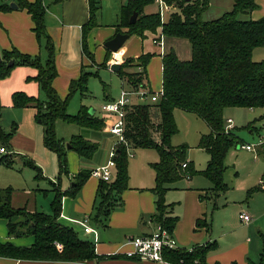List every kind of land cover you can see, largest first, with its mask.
<instances>
[{
  "label": "trees",
  "instance_id": "1",
  "mask_svg": "<svg viewBox=\"0 0 264 264\" xmlns=\"http://www.w3.org/2000/svg\"><path fill=\"white\" fill-rule=\"evenodd\" d=\"M6 1H9L6 2ZM153 0H127L120 8L119 23L116 31L125 28L130 35L143 37L145 31L155 32L158 25L162 33L175 37L186 38L191 46V57L181 60L173 50L161 57L162 64V95L156 102H135L124 107L123 142L115 149L113 177L109 182L99 181L97 197L99 203L91 220L103 222L115 206L120 205V195L128 187V152L129 148H151L158 153V160L151 163L154 171L155 184L151 191L155 195L156 212L153 218L157 223L172 232L176 217L167 216L165 192L168 185L183 178L201 174L212 186L206 190L207 196L217 197L229 190L224 181L226 170L225 157L228 150L239 144L238 137L231 130L225 131L224 110L228 107L264 108V60L254 61V48L264 46V17L254 19H238L239 13L250 14L258 7L255 0H233L232 8L212 20H203L202 13L208 8L209 0H165L174 4L178 11L171 13L167 21L160 22L158 13H145L144 7ZM10 3L26 10L32 21V31L38 44L45 40L47 53L42 63L39 55L20 52L16 47L0 50V78L9 75L15 65H30L36 74L27 80H34L45 98L29 96L21 91L12 94V106L36 108V117L42 126L43 144L56 153L59 174L67 173L66 144L58 138L55 123L62 120L82 128L101 131L106 124L102 117L90 114L87 107L82 106L77 114L70 115L66 107L70 97L80 91L88 93L86 81L88 74L81 71L77 78L68 83L67 94L62 99L53 87L57 76L55 66V47L44 24L45 7L42 0H0V10H10ZM88 19L81 26V46L84 54L94 61L87 50L86 39L92 28L98 25L96 17L100 9V0H87ZM133 12L137 16L134 23L129 24ZM106 54L102 65L109 59ZM152 54L143 53L136 59L127 58L120 63L117 74L125 80L129 87H146L150 92L145 65ZM12 61L11 65H8ZM127 68H133L128 70ZM179 108L195 114L209 127V133L201 137L199 146L208 153V161L204 169L197 171L191 161L186 159V146H172L170 139L177 132L174 109ZM2 105L0 103V117ZM253 122L246 125L250 132L256 130ZM0 146L7 147L8 134L0 125ZM70 148L78 156L90 158L97 149V144L90 142L81 135H72L68 142ZM186 167H182L183 162ZM11 153L0 154V165L13 167ZM23 164L32 167L37 179H41L40 167L33 160L24 159ZM90 176V170L79 171L71 186L61 191L56 183L52 190L51 213L29 211L24 207L11 204L12 188H0V219L6 221L8 235L15 237L33 236L29 246H17L10 242H0V256L28 260L52 261H90L96 258L94 243L81 238L72 226L58 221L61 212V199L64 195L75 196ZM264 176V173H263ZM255 186L248 193L258 191ZM205 195V196H206ZM203 199V196H201ZM204 223L201 219L196 224ZM262 249L257 263L264 264V233H261ZM56 243L61 244L57 249ZM214 243L194 246L191 249H169L163 252L167 262L176 264H207L206 255ZM235 264V263H230Z\"/></svg>",
  "mask_w": 264,
  "mask_h": 264
},
{
  "label": "crops",
  "instance_id": "2",
  "mask_svg": "<svg viewBox=\"0 0 264 264\" xmlns=\"http://www.w3.org/2000/svg\"><path fill=\"white\" fill-rule=\"evenodd\" d=\"M29 1H33V0H29ZM101 2L103 3L105 1L100 0V8H101ZM107 2H108L107 4H109L112 9L114 8V10L117 11L116 12L117 22L115 24H111L110 27L105 29H103L104 25L102 26L100 23L97 22L98 25L92 28L91 31L88 33V38L86 42L87 45L89 42L92 43L98 42V46L99 47L102 46L104 48L105 54H106V48L103 46V43L106 40L112 38L114 34L117 32L116 31L117 24L120 21L119 20L120 8L123 4L127 2V0H109ZM255 2L257 3L258 7L253 11H251L249 14L250 18L254 20L264 17V0H255ZM42 3L45 7L44 24L46 26L47 32L50 34L52 38L55 47L54 61L58 74L52 82L53 87L57 90L55 86V82H57V80L60 78L59 75H61V73H64L65 77L62 79L61 84L64 85L65 87L64 89H66L67 91L69 81L71 79L77 78L81 73V71L83 70V68L80 69V65L83 64L81 63L82 56L85 55L84 52L82 51V46H81V26L88 19L87 0H42ZM214 5L215 4L213 0H209L208 8L213 7ZM225 5H227V7L231 5L232 8L233 0L230 4H227V0H222V2L217 4V6L219 7H224ZM149 7L150 5L144 7L145 13L155 11V9L150 10ZM257 10H260L261 12L256 14L255 12ZM223 13L224 12H222V14ZM222 14H219V16H221ZM0 21L4 26L3 30H5L6 32L4 34L7 35L6 37L3 34V31L2 33H0V50L9 49L11 46H14L23 53H28L33 55L39 53L40 44H38L35 34L31 29L32 21L30 15L26 12V10L20 9L18 7L11 8L10 10H0ZM121 32H126V29L121 28ZM134 35L135 34L130 35L129 38H132V36ZM137 38L141 40L142 46L138 49H133L131 51H129L130 48L125 47V49H123V57L124 60L127 58L136 59L139 55L143 53L152 54L149 61L145 65L146 77L148 79V86L151 91L153 90L150 84L149 73L152 75L153 71L155 75H157V72L160 75V87L158 90L162 88L161 57L164 53L168 52L169 49H172L179 59L181 60L190 59L188 58V56H182L185 59L181 58V55L184 54L185 50L188 53V55H190L189 53H191V46L189 41L181 37L179 38L170 37V39H168L169 36L161 34V28L157 29L155 32L145 31L143 37L137 36ZM145 40L146 42L150 41L148 42L149 44L147 45L146 48L144 47ZM159 40H161V44H159L160 43L158 42ZM126 41L124 42L123 46L125 45ZM110 59H111V54H109V59L107 62H109ZM88 60L90 62V66L94 64V61H91L89 58ZM156 63L158 64L157 68L155 67ZM108 65H109L108 67L110 68L111 64ZM148 67H149V72H148ZM22 73H23V77L25 76L24 77L25 81L29 83L30 87L27 86L21 89L27 92L28 93L27 95L29 96L39 95L38 84L35 81L26 80L27 76L32 77L36 74V69L35 68L22 69ZM133 99L135 98H132V100ZM105 100L108 101L113 99L112 98L109 99V96L107 94H104V101ZM133 102L134 103L137 102L136 99L133 100ZM11 104H12V100H11ZM26 108H33V107L27 106ZM233 108H237V107L225 108L224 113L227 112V109L229 110ZM249 109H252L253 111V109L255 108H249ZM263 114L264 112L260 113L259 117L260 118L263 117ZM104 116H106V114L103 113V117ZM112 117L114 116H109L108 117L109 120L112 121L113 120ZM111 121H109V123ZM64 123L63 124L61 123L62 124L61 129L64 131L62 132L64 135L62 134L61 136H57V137L63 139L65 144H67L69 138L72 135L83 136L82 134L83 131L85 132V130H87V128L83 129L82 127H79L78 125L75 124L66 123L68 125H65ZM66 126L72 127L71 132L70 131L66 132ZM77 127L83 130L77 133L78 129H75ZM233 127L234 126L232 120V129ZM253 127H255L256 130L258 129L254 124ZM15 130L16 128H14L12 131ZM91 131H95V130H91ZM249 133L251 132L249 131ZM34 142H35V146H38L39 149H42V146L44 147V145L42 144L43 136L42 134H40V132H38V130ZM70 151H74V150H72L71 148L69 149L66 148V158L69 159L72 158V163L69 160V164L73 168L69 169L68 164L66 163L67 175H65V177L63 176V178L59 180V182L57 183H56L57 179L55 180L54 177L55 174L47 175L45 166L44 165L41 166V164L37 160H33L34 163L37 164V166L39 165V167H41L40 168L41 175L43 176L41 179L44 180L48 179L49 180L48 183L51 186H53L51 182L56 183V185L60 188L61 191H65L71 186L75 175L79 171L86 170L83 168L85 167V162L87 159L91 158V157L90 158L83 157L84 160H82L81 159L82 157L78 156L77 154L78 159H76L75 156L70 153ZM259 155H264V152L259 151L257 157ZM113 171L114 169L112 170V172ZM49 178L52 180H50ZM261 178H264V176H261L260 173L256 174L250 180L249 182L250 185L255 183L256 181L257 183H259V180ZM129 179H133L131 173H130V177H128V180ZM149 182L150 180H147L146 183H142L138 185L133 183L128 184V187L121 192L120 205L112 208L109 212L108 217L102 223L95 222L94 220L90 219V216L91 217L94 216L96 211V206L99 203V198L97 197V187L99 184V180H97L95 177L92 176L88 177L75 196H69V195L62 196L61 212L58 217V221L62 224L74 227L79 237L93 242L94 240L93 233L85 234L83 233L82 228L79 225L71 222V219L79 220L85 217L87 218L89 217L88 224L94 230H96V234H97V240L95 242V253L97 255L96 258L90 261H52V260L15 259L11 257L0 256V264H176L167 261L157 262L150 260H139V259L126 257L123 254L113 253L114 251L123 252L130 249L128 245H123L127 237L148 235L154 230L155 225L157 223L153 218V215L156 212L155 195L151 191L153 186L150 185ZM189 183L190 182L184 183V186L180 188L176 187L177 193H179V196L177 198L179 199V201L177 202L176 207H175V203L171 204L169 202L170 201L169 199L167 200L165 199V203L167 205L166 215L176 217V223L174 225L171 234L175 239L178 247L191 249L194 246L204 245L206 243L209 244L214 243V247L210 249L206 255L205 260L207 264L257 263L259 260L260 251L262 249V238L260 234L264 233V205L254 210L255 212L253 214L249 213L247 210L241 207L236 206V208L239 209L237 210L238 211L237 217L234 218L230 217L227 211H218L219 213L218 212L214 213L209 221L205 213V210L207 208L206 199L210 198L205 193L208 188H199L197 186L196 187L190 186ZM257 183H255V186H257ZM50 190L52 191L50 205L48 209L44 210V211H48V214L51 213V201L54 197V192L52 188ZM168 190H170V187H168ZM261 190L264 189L260 188L259 192ZM201 196H203V199L201 198ZM14 200L17 199H14V195H12L11 196L12 206L13 204L17 205L14 203ZM16 207H24L29 211L36 210L35 203L32 202L30 203L28 198H26L24 206L18 205ZM241 212H245L249 214L250 220L246 222L242 221L239 218V213ZM197 219H201L202 221H204V223L202 222V224L197 225L196 224ZM0 242L1 243L10 242L17 246H29L33 243V236H29L26 239L25 238L16 239L15 236L8 235L6 221L0 219Z\"/></svg>",
  "mask_w": 264,
  "mask_h": 264
},
{
  "label": "rangeland",
  "instance_id": "3",
  "mask_svg": "<svg viewBox=\"0 0 264 264\" xmlns=\"http://www.w3.org/2000/svg\"><path fill=\"white\" fill-rule=\"evenodd\" d=\"M103 1L105 2H101V8L97 11L96 20L102 26L104 25L103 29H105L110 27L111 24H115L117 22V11L114 10V8L112 9L111 6L107 4V1L109 0ZM6 2L9 3V1ZM213 2L215 5L213 7L207 8L202 13L201 18L203 20H212L213 18H217V16L219 17V14H222V12H226L227 10L231 9V5H229V7H227V5L224 7L217 6V4L222 2V0H213ZM231 2L232 0H227V4H230ZM149 5V9H155V11L148 13H156V5H154L153 1ZM260 12V10H257L255 13L258 14ZM168 16L164 19V23L167 21ZM237 18L241 20L249 19L250 15L247 13H239ZM3 28L4 26L0 21V33L3 31L4 34L6 32L3 30ZM160 28L161 34H163L162 27L160 25H158L156 30ZM4 35L7 37L6 34ZM166 36H169L168 39H170V37H175L172 35ZM148 42H146V40L144 41L145 48L149 44ZM44 44L45 40L41 39L38 54L42 63L47 57ZM141 46V40L134 35L132 38H129L125 45H122L118 51L110 52L111 58L113 57L114 59H119L121 62H123V49H125V47L130 48L129 51H131L133 49H138ZM87 47V50L91 52L93 56L94 64L90 66L88 58L83 55L81 61L83 64L80 65V69L83 68V71L88 74L86 81V89L88 93L83 96L79 90L76 91L68 100L66 112L70 115H74L78 113L82 106L87 107L88 109L93 108L95 109L96 116L102 117L106 124L105 128L101 131H91L90 129H87L82 133L85 139L97 144L95 153L90 159L86 160L85 167H83L84 169L89 170L91 168L104 165L109 159L110 151L115 146V144L119 142V137L109 132V121H111L108 118L109 116L106 115L103 117V112L100 109L102 103L106 101H104V94H107L109 99L112 98L113 100H117L120 97L122 87L128 89L129 85L125 80L122 81V78H120L116 72L110 70L108 67L109 62H106L105 66L102 65L105 50L102 46H98V42H89ZM185 52L186 50L184 51V54L181 55V58H183L182 56H188V58H190L191 53L188 55V53ZM29 55L34 56L33 54ZM252 59L254 61L264 60V46L254 48ZM157 66L158 64L156 63L155 67L157 68ZM26 68L34 69V67L30 65L18 64L10 69L9 75L7 77L0 78V103L2 104L0 125L3 129V132L8 134V146L6 149L8 150V153H11V158L14 162L12 168L0 165V187H11L13 189L12 195H14V199H17L14 200V203L17 204H13L14 207L18 205L24 206L25 200L28 198L30 203H35L37 211H43L44 213L48 214V211L44 210L49 208L50 199L52 196V191L50 189L54 186L49 185L48 179H37L35 177V170L32 167L25 166L23 164V160H37L41 166H45L47 175L55 174V180L58 179V177L59 180H61L63 176L65 177L67 174L64 172L59 174L57 155L54 151L49 150L45 146H42V149H39L38 146H35L34 140L36 138L37 130L40 132V134H42V126L36 117V108L14 107L11 104V96L14 92L21 90V92H23L24 90L21 88H25L27 86L30 87L29 83L25 81V76L23 77L22 73V69ZM127 69L130 70L131 68ZM131 70H133V68ZM59 76L60 78L57 80V82H55V86L60 94L57 90L56 91L58 95L64 99L66 97L67 91L64 89V85L61 83L62 79L65 77V74L61 73ZM149 76L152 90L157 91L160 87L159 73L157 72V75H155L153 71V74L151 75L149 73ZM28 77L31 76H27L26 80ZM38 90L39 95H36L35 97H38L40 100L44 99V93L39 88ZM23 93L26 95L28 94L25 91ZM142 102H148V100H144ZM262 112H264V108H255L252 111V109L249 108L237 107L229 110L227 109V112L224 113V121L228 117L233 120L234 127L232 132L238 137L239 144L232 146L228 150L225 158V164L227 168L223 174V179L229 185L230 189L224 193H221L217 197L208 196L210 198L206 199L207 208L205 213L209 221L211 216H213V214L217 213L218 211H227L229 216L234 218L237 217V210L239 209L236 208V206L241 207L253 214L255 212L254 210L264 205V190H261L260 192L258 190L257 192L248 193L250 189L255 187V183H257L256 181L250 185L249 182L253 176L259 173L261 176H263L264 155H259L257 158H254V155L251 152H248L240 147L241 144L256 141L258 134L264 130V114L263 117H259L260 113ZM112 118L114 120V117ZM174 119L177 126V132L172 135L170 144L172 146L185 145L187 147L185 153L186 158L192 162L194 169L197 171L204 169L209 156L208 153L199 146V143L201 137L209 133L207 124H205V122L198 118L195 114L186 112L179 108H176L174 111ZM253 120V124L258 129L252 130V132L249 133V129H247L246 125L248 122H252ZM61 121L62 120H57L55 123L56 136H61L63 134L62 132H64L61 129L64 122ZM64 124L68 125L66 123ZM14 128H16V130L12 131ZM71 129L72 127L66 126V132H71ZM75 129H78L77 133H79L84 128L80 129L77 127ZM127 152L128 177H130L131 173L133 178L128 180V184L133 183L138 185L146 183L147 180H150L149 184L154 186V174L150 164L158 160L159 157L157 151L151 148H129ZM70 153L73 154L76 159H78L76 152L70 151ZM81 159L84 160L83 157ZM69 160L72 163V158H66V163L70 169L73 167L69 164ZM96 179L99 180L98 178ZM187 182H190V186H197L199 188H209L212 186V183L201 174L193 175L190 177V179L183 177L169 184L170 190L165 192L164 198L166 200L169 199L171 204L175 203L176 207L177 202L179 201V199H177L179 193H177L176 187L180 188L184 186V183ZM28 237L29 236H22L16 237V239H26Z\"/></svg>",
  "mask_w": 264,
  "mask_h": 264
},
{
  "label": "built area",
  "instance_id": "4",
  "mask_svg": "<svg viewBox=\"0 0 264 264\" xmlns=\"http://www.w3.org/2000/svg\"><path fill=\"white\" fill-rule=\"evenodd\" d=\"M156 5V12L163 22L164 19L173 12L178 11V8L174 4L167 3L165 0H153ZM160 37V36H159ZM161 44V40H159ZM109 64L121 63L119 59H110ZM162 95V88L158 91L150 92L146 87L139 86L137 88L129 87L128 89H121L120 97L117 100H108L102 103L100 109L107 116H114V120L109 123V132L119 137V142L115 144L109 153L108 161L100 166L90 170V176L98 178L100 181L109 182L113 177L112 170L115 166V161L113 159L115 155L116 146L123 142L122 130H123V116L124 107L131 103H134L132 98L136 101L142 102L148 100L151 102H156ZM137 101V102H138ZM232 129V120L228 118L226 120L225 131ZM242 149L251 152L254 157H257L259 151L264 152V130L260 132L257 136L256 141L241 144ZM8 153L5 146H0V154ZM186 161L182 163V167H186ZM261 189H264V178H261L258 183ZM239 218L246 222L250 220L249 214L245 212L239 213ZM89 217L83 219L75 220L71 219V222L79 225L82 228L83 233L94 234V246L97 240L96 230H94L89 224ZM123 245H128L129 250L119 252L114 251V254H123L126 257L139 259V260H150L157 262H165L163 257V252L169 249H179L175 239L173 238L171 232L163 227L160 223H156L154 230L148 235L140 236H130L127 237ZM57 249H61V244L56 243Z\"/></svg>",
  "mask_w": 264,
  "mask_h": 264
},
{
  "label": "water",
  "instance_id": "5",
  "mask_svg": "<svg viewBox=\"0 0 264 264\" xmlns=\"http://www.w3.org/2000/svg\"><path fill=\"white\" fill-rule=\"evenodd\" d=\"M189 1V0H186ZM11 8H16L17 6L14 3H10ZM136 12H133L132 15L129 18V24L134 23L135 19H136ZM130 34L127 32H116L114 34V36L108 40H106L103 43V46L110 52H116L118 51V49H120L122 47V45L124 44V42L129 38ZM0 59H1V55H0ZM12 61H9L8 65H11ZM120 68V64L119 63H114L110 65V69L114 72H117V70ZM90 114L95 113V110L90 108L89 109ZM40 122V120L38 121ZM66 148L69 149L70 145L66 144Z\"/></svg>",
  "mask_w": 264,
  "mask_h": 264
}]
</instances>
